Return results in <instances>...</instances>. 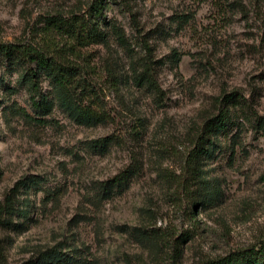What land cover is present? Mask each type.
<instances>
[{"label": "rangeland", "instance_id": "1", "mask_svg": "<svg viewBox=\"0 0 264 264\" xmlns=\"http://www.w3.org/2000/svg\"><path fill=\"white\" fill-rule=\"evenodd\" d=\"M94 1L0 0V44L65 46L48 22L86 14ZM112 1L100 20L106 40L77 57L113 121L79 126L56 109L38 126L0 110V204L17 183L31 186L19 195L30 220L0 230L3 264L58 245L68 264H205L264 244V0ZM147 65L158 92L138 80ZM231 94L243 107L200 158L192 186L187 155ZM26 97L12 101L28 107ZM108 136V153L88 148ZM134 162L128 184L103 196L101 184Z\"/></svg>", "mask_w": 264, "mask_h": 264}, {"label": "trees", "instance_id": "2", "mask_svg": "<svg viewBox=\"0 0 264 264\" xmlns=\"http://www.w3.org/2000/svg\"><path fill=\"white\" fill-rule=\"evenodd\" d=\"M116 3L112 0H95L86 14L73 15L70 18L50 19L51 29L63 34L70 40L65 46L47 41L40 45L0 44V110L5 116L18 118L28 124L45 126L47 117L56 109L62 111L68 119L79 126L97 127L113 121L112 114L105 104L103 88L94 78V73L78 60V50L106 40L100 20L107 4ZM15 86L8 82L15 76ZM140 84L155 92L160 91L156 72L147 65L138 78ZM23 93L27 96L28 107L12 101L15 96ZM220 112L208 119L200 133L194 139L193 147L187 155L182 169L184 181L193 186L198 179L201 157H209L216 146V137L226 134L234 125L233 110L243 107L244 99L236 94L226 95L220 99ZM264 132V120L257 121ZM114 138L112 136L92 140L87 146L97 154L108 153ZM135 162L114 179L101 184V194L111 196L116 189L127 185L138 172ZM35 183V181H34ZM27 182H19L6 195L0 204V230L18 227L16 221L30 220L31 208L28 199L22 200L21 190L31 186ZM24 226V225H23ZM1 242V237H0ZM182 239L172 241V246L180 247ZM0 245V264L2 262ZM69 258L62 247L54 246L39 251L25 264H68ZM205 264H264V244L232 252Z\"/></svg>", "mask_w": 264, "mask_h": 264}]
</instances>
